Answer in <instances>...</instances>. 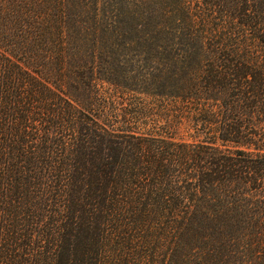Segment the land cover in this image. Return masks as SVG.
<instances>
[{
    "label": "trees",
    "instance_id": "trees-1",
    "mask_svg": "<svg viewBox=\"0 0 264 264\" xmlns=\"http://www.w3.org/2000/svg\"><path fill=\"white\" fill-rule=\"evenodd\" d=\"M0 264H264V0H0Z\"/></svg>",
    "mask_w": 264,
    "mask_h": 264
}]
</instances>
